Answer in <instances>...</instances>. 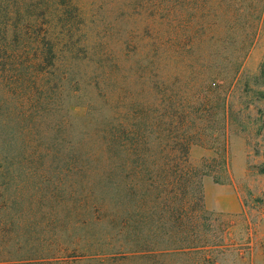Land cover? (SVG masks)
<instances>
[{
    "label": "rangeland",
    "instance_id": "1",
    "mask_svg": "<svg viewBox=\"0 0 264 264\" xmlns=\"http://www.w3.org/2000/svg\"><path fill=\"white\" fill-rule=\"evenodd\" d=\"M5 7L55 53L0 64L7 256L264 264V0ZM173 227L196 250L131 253Z\"/></svg>",
    "mask_w": 264,
    "mask_h": 264
},
{
    "label": "trees",
    "instance_id": "2",
    "mask_svg": "<svg viewBox=\"0 0 264 264\" xmlns=\"http://www.w3.org/2000/svg\"><path fill=\"white\" fill-rule=\"evenodd\" d=\"M6 2L7 0H0V61L2 62L0 64L3 65V70H6V66L8 65L7 63L11 59H15L17 62L28 59L29 57H25L26 54H30L29 51H26L27 46H29L30 51H34L35 53L40 52L42 55H44L45 57L43 60H45V63L51 65L52 62H54L55 58L54 50L49 49L44 51L43 53V48L41 47L43 44L42 42L45 40L44 36L46 32H43V29H41L42 27L40 26V24L37 25L38 22L32 23L31 21H24V16L23 21H21V9H17V12L14 14L9 8L7 9V7H5ZM15 16L16 19H14ZM18 16L20 19H18ZM10 34L11 36L13 35L12 38L10 37ZM33 36H38V38L36 37L37 39L35 40V43H32L31 41L33 40ZM21 38H23L24 40L21 41ZM35 53L33 56L37 57L35 56ZM260 172L264 173V165L260 166ZM5 202L8 201L5 200ZM9 229L10 228L6 226H0V264H24L26 262H29L31 264H43L41 263V261L39 262L40 258L26 257L27 259H13L7 256V248L9 247ZM174 229L175 228L173 227L172 232H167L164 235L163 239L160 238V243H156L154 241L155 239L149 242L147 241L144 245L146 247L145 249H141L140 251H138V249H134L135 247H133L135 251H132L131 253H153L155 257H168L174 254L185 255L187 252L185 250L190 247L186 246L187 244L181 240V237L179 240L175 239L176 233L174 232ZM177 235L180 236V233L178 232ZM150 242L153 243L154 247H150ZM134 244L136 243H132V245ZM148 247L149 249H147ZM191 250H196V248H193ZM50 262L51 261H49V263Z\"/></svg>",
    "mask_w": 264,
    "mask_h": 264
}]
</instances>
